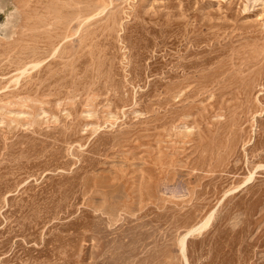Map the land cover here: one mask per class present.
<instances>
[{
    "label": "rangeland",
    "instance_id": "374dc122",
    "mask_svg": "<svg viewBox=\"0 0 264 264\" xmlns=\"http://www.w3.org/2000/svg\"><path fill=\"white\" fill-rule=\"evenodd\" d=\"M0 264H264V0H0Z\"/></svg>",
    "mask_w": 264,
    "mask_h": 264
},
{
    "label": "bare ground",
    "instance_id": "6f19581e",
    "mask_svg": "<svg viewBox=\"0 0 264 264\" xmlns=\"http://www.w3.org/2000/svg\"><path fill=\"white\" fill-rule=\"evenodd\" d=\"M192 233V232H191ZM191 233H189V235L191 234ZM189 237V236H188ZM186 238H187V236L183 239V244L184 243H186L185 241H186ZM183 248H184V245H183Z\"/></svg>",
    "mask_w": 264,
    "mask_h": 264
}]
</instances>
